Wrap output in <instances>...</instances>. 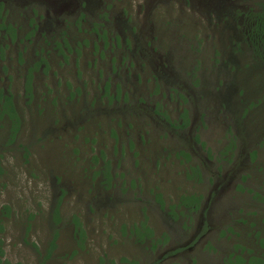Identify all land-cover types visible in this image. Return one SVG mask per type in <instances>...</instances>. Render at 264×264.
<instances>
[{"label": "rangeland", "instance_id": "rangeland-1", "mask_svg": "<svg viewBox=\"0 0 264 264\" xmlns=\"http://www.w3.org/2000/svg\"><path fill=\"white\" fill-rule=\"evenodd\" d=\"M263 7L0 0L21 122L12 140L0 100V258L264 262V63L241 35Z\"/></svg>", "mask_w": 264, "mask_h": 264}, {"label": "trees", "instance_id": "trees-1", "mask_svg": "<svg viewBox=\"0 0 264 264\" xmlns=\"http://www.w3.org/2000/svg\"><path fill=\"white\" fill-rule=\"evenodd\" d=\"M242 28H243L245 33L242 31L241 35L244 37V40H245L249 50H251V52H252L251 57H253L255 61H257V58H258L260 61H262L264 63V7H263L262 11L258 12L257 14L251 11V13H249V15H248V18L245 20ZM16 32H17V30L13 26H10V29H7V31H6V33L8 35L10 34L12 38L15 37ZM0 100H2V106H5L2 114H8V116L11 120L9 127H10V132H11V137H12L11 139L13 140L14 136L16 135V132L21 127L20 117L17 114V111L14 107V103H13L11 97L4 95V93L1 91V89H0ZM244 111L247 112L246 109ZM261 145L264 147V138H262ZM256 153L257 152L254 151L253 154L256 155ZM1 160H2V154L0 153V163H1ZM108 170H109V168L107 166L106 167V174L110 178V171H108ZM56 211H58V210H56ZM147 236H148V233L145 232L142 234V236H140V238L143 239ZM56 237H57V234L55 233L54 239H56ZM263 239H264V237L260 239V242L262 245H264V241H262ZM53 248H54V240L52 242H50V247L48 249L47 257H50ZM1 254H2V251L0 253V256H1ZM235 258L238 259L237 263H241L243 261V259L240 258L239 256L235 257ZM262 261L263 260H261L259 258V261H257V262H258V264H264V262H262ZM0 264H11V263L8 261H3L2 258H0ZM17 264H21V263H17ZM60 264H65V263H60ZM111 264H115V262L112 261Z\"/></svg>", "mask_w": 264, "mask_h": 264}]
</instances>
